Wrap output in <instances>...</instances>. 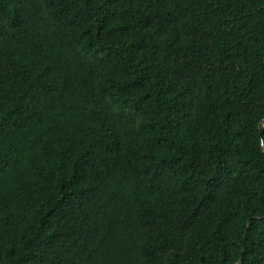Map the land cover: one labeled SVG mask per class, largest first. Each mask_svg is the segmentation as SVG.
Returning a JSON list of instances; mask_svg holds the SVG:
<instances>
[{
    "label": "trees",
    "instance_id": "obj_1",
    "mask_svg": "<svg viewBox=\"0 0 264 264\" xmlns=\"http://www.w3.org/2000/svg\"><path fill=\"white\" fill-rule=\"evenodd\" d=\"M0 264H264V0H0Z\"/></svg>",
    "mask_w": 264,
    "mask_h": 264
}]
</instances>
